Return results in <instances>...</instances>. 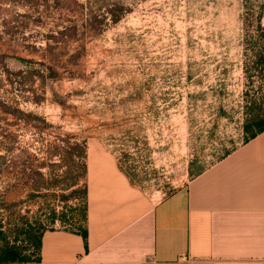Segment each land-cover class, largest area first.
Wrapping results in <instances>:
<instances>
[{"label":"rangeland","instance_id":"obj_1","mask_svg":"<svg viewBox=\"0 0 264 264\" xmlns=\"http://www.w3.org/2000/svg\"><path fill=\"white\" fill-rule=\"evenodd\" d=\"M263 121L264 0H0V245L79 231L98 164L154 205Z\"/></svg>","mask_w":264,"mask_h":264},{"label":"crops","instance_id":"obj_2","mask_svg":"<svg viewBox=\"0 0 264 264\" xmlns=\"http://www.w3.org/2000/svg\"><path fill=\"white\" fill-rule=\"evenodd\" d=\"M245 134L240 146L154 205L114 166L96 165L87 237L48 230L38 260L0 264H264V131ZM5 249L0 245V258Z\"/></svg>","mask_w":264,"mask_h":264},{"label":"trees","instance_id":"obj_3","mask_svg":"<svg viewBox=\"0 0 264 264\" xmlns=\"http://www.w3.org/2000/svg\"><path fill=\"white\" fill-rule=\"evenodd\" d=\"M121 17H114V22H118L120 21ZM258 130L256 133H253L251 135V138H255L259 133L264 131V121L263 122H259L258 124ZM248 131L251 130V127L247 126L246 128ZM79 194L82 196L83 199L88 198V190L87 188H85V190L80 191L79 190ZM83 217H86V212H87V204L86 206L83 208ZM81 233L84 236V238H86V232L85 230L81 227ZM43 233H40L39 230L37 231L34 227H31L30 230L28 231V236H29V242L30 245L34 246L37 250L39 249V241H40V237ZM6 249L3 251V257L0 258V261L3 262H27V261H32V260H36L33 259L31 255L28 256H23L22 255V250L26 251V248H19L16 245L13 246H8L5 247ZM38 260V259H37Z\"/></svg>","mask_w":264,"mask_h":264},{"label":"built area","instance_id":"obj_4","mask_svg":"<svg viewBox=\"0 0 264 264\" xmlns=\"http://www.w3.org/2000/svg\"><path fill=\"white\" fill-rule=\"evenodd\" d=\"M56 223H59V221H56ZM22 248H26V250H28L26 252V255H31L33 259L38 258V252L39 250H37L34 246L30 245L29 242L26 243V245H22ZM184 261H189V259L187 258H183Z\"/></svg>","mask_w":264,"mask_h":264}]
</instances>
